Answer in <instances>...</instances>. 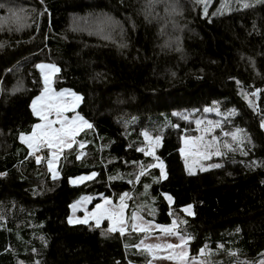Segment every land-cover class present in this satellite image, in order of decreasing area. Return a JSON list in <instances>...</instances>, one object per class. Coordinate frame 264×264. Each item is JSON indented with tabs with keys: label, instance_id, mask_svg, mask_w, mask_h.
Wrapping results in <instances>:
<instances>
[{
	"label": "trees",
	"instance_id": "obj_1",
	"mask_svg": "<svg viewBox=\"0 0 264 264\" xmlns=\"http://www.w3.org/2000/svg\"><path fill=\"white\" fill-rule=\"evenodd\" d=\"M0 1L28 14L26 25L0 30V264H147L133 247L142 235L130 227L121 235L107 232V222L68 223L81 197H93V207L124 193L129 216L147 203L154 213H141L149 221L170 226L177 218L192 255L205 249L213 264L264 259V2L215 15L222 0L207 14L197 0H176L183 13L168 45L146 0ZM91 15L120 24V44L71 31L73 20ZM41 64L60 69L55 89L80 95L77 112L93 126L77 137L88 143L87 157L69 150L56 178L47 158L38 163L19 138L39 122L31 105L44 89ZM215 102L236 109L246 145L195 174L182 173L170 156L172 175L163 181L137 150L144 133L179 142L191 124L184 115ZM93 172L83 184L70 183Z\"/></svg>",
	"mask_w": 264,
	"mask_h": 264
},
{
	"label": "rangeland",
	"instance_id": "obj_2",
	"mask_svg": "<svg viewBox=\"0 0 264 264\" xmlns=\"http://www.w3.org/2000/svg\"><path fill=\"white\" fill-rule=\"evenodd\" d=\"M215 0H201V5L203 6L204 10L207 9V13L209 12L210 8L212 7ZM146 6H155L158 11H156L157 14H159V23L163 21V24L161 26V38L166 44H175L177 41L176 39H171L172 36H170V32L178 31V28L176 27V22H179L178 19L181 18V15L183 13L182 9H180V4L176 0H146L145 1ZM260 0H222L221 6L216 10L215 15H226L230 14L238 9H244L247 8L244 5H251L248 7H252L255 5L260 4ZM174 6V9H173ZM206 13V14H207ZM28 21V14L26 13L25 7H23L21 4L17 2H11V1H0V30L2 29H11L15 26L21 27L26 25ZM183 24V23H182ZM178 26V24H177ZM71 31H79V30H87L90 35L95 36H101L107 41L113 42L115 44H120L123 37V28L120 24L116 23L115 20H113L110 16L105 15H95V16H87L83 18H77L72 21L71 23ZM163 35V36H162ZM43 65H51V64H43ZM57 73V72H56ZM51 76V87L54 91H57L54 87V80L55 75ZM43 76V75H42ZM44 91V89H43ZM42 91V92H43ZM82 103V99L79 102V105ZM78 105V107H79ZM77 107V109H78ZM209 109H213L212 111H204L203 110H193L192 112H188L184 115V118L186 117L187 122L191 121V124H189V128L186 130V132L183 133L181 136L179 142L176 141L174 138H166L163 136L160 137L159 143L155 141V137L153 135L148 134V138H145V146L142 149L148 150L151 147V150L153 152V155L145 156L151 158L152 160V167L156 168L160 172V168L155 166L158 165L161 161L163 162L164 167V177H161L163 181H167L169 177L172 175V164L168 161V158L170 156H174L180 160L178 163V167L182 173H190L189 169L192 170V174L198 173V172H204L207 170H211L217 167H210V165L219 164V159L222 158V156H227L231 151H236L237 149H242L243 146L246 145V135L240 128H235L234 126V119L237 116V111L235 108H221V106L218 104V102H215L211 107H208ZM76 109V112H77ZM75 113H66L68 116H72ZM36 116V115H35ZM39 119V123H41L40 118L36 116ZM54 118V117H52ZM197 121H200V124H197ZM209 122H212L211 126ZM219 125L216 127V125ZM54 127H59V125H55ZM88 129L86 126L82 127L80 131L76 133L74 137L71 138L72 142L70 146L63 147L62 149L56 150L58 151V156L55 160V163L53 164V168L51 174L53 176V172L57 173V175L53 178L60 177L61 173L58 170V165L60 159L63 157L65 153H67L69 150L73 149L74 147H77L78 149V159L82 160L85 159L88 155L87 146L83 143H79L77 141L78 135ZM207 129H210V131H206ZM228 133L229 135L225 136L224 134ZM232 134H235L236 139L233 140ZM212 136L217 137V144L222 151L223 155L216 156L212 155L210 159H204L201 156H199L197 153L204 150L203 146L204 144L211 141ZM198 137H203V141L197 139ZM229 143L232 145L231 149L225 148L224 144ZM27 145V144H26ZM83 145V147H81ZM184 149L183 154L181 153V149ZM32 156L35 158L37 156L40 157V161L43 158H47V164L48 160L52 159V152L53 150H50L47 145H42L39 149V151L35 149H29ZM156 157H159V159H156ZM37 160V159H36ZM49 168V167H48ZM204 170H201V169ZM87 174V175H91ZM83 175V176H87ZM95 177V176H94ZM93 177V178H94ZM74 179V178H73ZM72 180V179H71ZM89 180H85L83 182H79L76 184L71 183L72 185H80ZM84 197H90V196H84ZM90 201L86 204H83L75 211L71 208V215L73 219L76 218H83L85 216V209L90 213L96 205L92 207L93 204V197H90ZM110 200L112 202L113 206H118L120 204V200L118 202H114L111 198H103L101 203L103 204L104 200ZM131 200V195L128 194L125 198L124 203L127 205V207L124 209V217L126 221V230L125 233H127L130 229H132V214L131 216L128 215V204ZM136 205V204H135ZM145 206L142 204L141 207H139L138 210L140 211H133L137 214L138 217H141L143 222H151L148 220V216L145 214L149 212L154 213L153 208L148 205ZM141 211H145V214H142ZM186 215H190L187 212L184 211ZM94 223L95 221L92 219H89L88 223ZM104 222L109 223L107 220H104L101 222L103 224ZM139 223L140 221H136ZM175 223V227H173V223ZM173 223L170 226H160L157 225L155 222H151L152 228L148 233H141L138 231H133L137 234L142 235V240L147 244H165V243H171L174 245H179L181 243L180 239L178 238L179 235H182L179 232V222L177 218L173 219ZM130 227V229H129ZM162 227L171 228L174 233L169 235L161 230ZM140 241V242H141ZM140 242L138 244H140ZM143 246L141 248H137L140 251V256L146 258L148 257L149 260L153 261V264H178L175 260H166V259H155L153 260V257L149 255L147 252L142 250ZM179 251V249H177ZM187 251L190 257V261H195L196 264H199L200 261H203L204 264H213L215 263L214 260H212L210 257H207L206 255H192L190 253V249L188 246L187 241ZM169 252H163V253H156L157 256L159 255H169ZM146 256V257H145ZM148 260V261H149ZM236 263L233 264H244L246 260H239L235 259ZM239 261V262H238ZM148 264V263H147Z\"/></svg>",
	"mask_w": 264,
	"mask_h": 264
},
{
	"label": "snow or ice",
	"instance_id": "obj_3",
	"mask_svg": "<svg viewBox=\"0 0 264 264\" xmlns=\"http://www.w3.org/2000/svg\"><path fill=\"white\" fill-rule=\"evenodd\" d=\"M201 0H197V3H200ZM260 2H264V0H260ZM245 7L251 5H244ZM174 9V6H173ZM205 13H207V9L205 8ZM39 69H41L44 81V91L32 101V112L34 115L40 118L41 123L36 124L32 128L31 134H20V140L27 144L29 149H35L39 151L42 145H47L52 152V159L48 160V167L49 171H52L53 164L58 156L59 149L63 147L70 146L72 140L71 138L76 135L78 131L82 127H87L91 129L93 126L90 124L83 116H81L76 109L81 101L82 97L78 95L76 92L71 91L70 89H61L60 92H56L51 87V76L54 75L56 72H59L60 69L56 67V65H37ZM255 95V93H253ZM213 109L205 108L204 111H212ZM75 113L72 116L66 115V113ZM176 115V113H174ZM54 117V118H52ZM186 119V117H185ZM200 121H197V124H200ZM210 126L212 122H209ZM55 125H59V127H54ZM219 125L217 124L216 127ZM261 127L264 128V120L261 122ZM206 131H210L207 129ZM225 136L229 135L228 133L224 134ZM145 138H148V133H144ZM233 140L236 139L235 134H232ZM155 141L159 143L160 137L156 136ZM197 139L203 141V137H198ZM83 147V145H81ZM225 148L231 149L232 145L229 143L224 144ZM204 150L198 152L197 154L204 159H210L212 155L221 156L223 155L222 151L220 150L217 144V137L212 136L211 141L204 144ZM138 151L144 152L146 156L153 155L151 147L148 150L145 149H137ZM181 153L183 154L184 149L182 148ZM31 154V153H30ZM37 162H40V157H36ZM159 159V157H156ZM153 165H149L148 167H152ZM160 168L161 177H164V167L163 162L161 161L158 165H155ZM210 167H220L219 164L210 165ZM201 170H204L203 168ZM144 168L142 166L141 174H143ZM190 174H192V170L189 169ZM0 175H4L0 173ZM57 173L53 172V176L55 177ZM96 173H92L91 175L87 176H78L75 177L70 181V183L76 184L79 182H83L85 180L92 179ZM147 187V185H145ZM127 193H124L121 196L120 204L118 206H113L110 200L105 199L103 204H96L95 208L89 213L87 209H85V216L83 218H76L73 219L72 216L68 217L69 224H88L89 219L95 221V226L99 228L101 226V222L107 220L108 228L107 232H119L121 235L125 234L126 230V221L124 217V209L127 205L124 203L125 198L127 197ZM166 198L171 202V197L167 196ZM90 197H81L79 201H76L74 204L70 205V207L75 211L77 207L86 204L90 201ZM191 205H188L183 210L188 214L191 213ZM132 229L133 231H138L141 233H148L151 228V222H143L141 217H138L135 212H133L132 217ZM140 221L137 223L136 221ZM175 223H173V227H175ZM162 231L165 233L172 235L176 234L173 232L171 228L162 227ZM102 235L106 234L104 232L101 233ZM181 241L179 245H174L171 243L165 244H147L144 241H141L140 244L133 245V247L141 248L142 250L147 252L149 255L155 259H166V260H175L178 264H196L195 261H190V257L187 251V241L191 239V237H186L184 235H179L178 237ZM179 249V251H177ZM201 255H206L205 249H200ZM169 252V255H159L157 256L156 253H163ZM148 264H153L152 260L148 261ZM199 264H204L203 261H200ZM253 264H264V259L260 261H254Z\"/></svg>",
	"mask_w": 264,
	"mask_h": 264
},
{
	"label": "crops",
	"instance_id": "obj_4",
	"mask_svg": "<svg viewBox=\"0 0 264 264\" xmlns=\"http://www.w3.org/2000/svg\"><path fill=\"white\" fill-rule=\"evenodd\" d=\"M80 143H83V144H85L86 146L88 145V143H86V142H80Z\"/></svg>",
	"mask_w": 264,
	"mask_h": 264
}]
</instances>
